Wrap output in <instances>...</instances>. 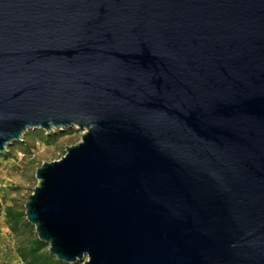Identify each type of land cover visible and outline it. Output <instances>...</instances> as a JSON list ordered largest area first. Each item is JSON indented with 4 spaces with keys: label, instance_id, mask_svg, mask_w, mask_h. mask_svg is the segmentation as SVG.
<instances>
[{
    "label": "water",
    "instance_id": "water-1",
    "mask_svg": "<svg viewBox=\"0 0 264 264\" xmlns=\"http://www.w3.org/2000/svg\"><path fill=\"white\" fill-rule=\"evenodd\" d=\"M82 131L26 220L78 264H264V0H0V153Z\"/></svg>",
    "mask_w": 264,
    "mask_h": 264
},
{
    "label": "rangeland",
    "instance_id": "rangeland-1",
    "mask_svg": "<svg viewBox=\"0 0 264 264\" xmlns=\"http://www.w3.org/2000/svg\"><path fill=\"white\" fill-rule=\"evenodd\" d=\"M34 130H27L21 137V140L26 137L24 143L28 145V152L23 153L16 147L8 152V158L0 156V264H23L10 252L14 238L5 224V207L14 202L24 206L27 196L37 184L35 169L44 161L59 159L65 147L78 142L82 134L75 128L63 129L57 139L47 142L34 134Z\"/></svg>",
    "mask_w": 264,
    "mask_h": 264
},
{
    "label": "trees",
    "instance_id": "trees-1",
    "mask_svg": "<svg viewBox=\"0 0 264 264\" xmlns=\"http://www.w3.org/2000/svg\"><path fill=\"white\" fill-rule=\"evenodd\" d=\"M60 131L34 130V134L45 139L47 142L53 141L60 136ZM23 140H16L8 147V150L0 153V156L8 158L14 148L18 147L21 152H28V145ZM5 224L14 238V243L10 252L18 257L23 264H70L57 260L48 252L47 245L41 241L34 230V227L26 220L24 206L16 202L8 205L4 209ZM78 264V263H72Z\"/></svg>",
    "mask_w": 264,
    "mask_h": 264
}]
</instances>
